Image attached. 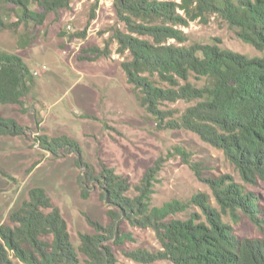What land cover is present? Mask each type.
I'll return each instance as SVG.
<instances>
[{
	"label": "trees",
	"instance_id": "trees-1",
	"mask_svg": "<svg viewBox=\"0 0 264 264\" xmlns=\"http://www.w3.org/2000/svg\"><path fill=\"white\" fill-rule=\"evenodd\" d=\"M70 3L71 0H0V32L16 33L18 46L24 49L35 38L32 31L43 26L47 15L69 8ZM114 9L128 32H113L119 51L131 55L122 69L147 113L162 119L163 103L191 104L177 121L170 122L171 127L194 133L221 150L244 184L263 181L264 0H114ZM212 15H217L262 56L248 58L216 44L180 46L187 41L180 27L195 21L208 24ZM169 40L179 45L169 44ZM90 51L95 58L110 55L107 47ZM33 86L35 78L22 58L0 51V108L23 107ZM23 135L25 127L0 112V137ZM37 141L55 157L60 151L78 156V166L84 168L78 178L81 196L87 198L89 190L99 189L101 200L114 207L107 213L113 226L122 219L156 233L161 249L153 253L134 251L130 257L135 261L264 264V240L240 239L222 221L221 213L235 216L240 210L259 222L256 195L246 192L230 176L205 180L221 213L210 205L207 195L199 193L190 202L201 209L204 220L198 214L186 220L169 219L190 203L150 208L158 163L132 186L126 177L111 169L96 173L83 162L78 142L67 136H40ZM131 189L133 196L129 195ZM93 225L96 233L79 234L76 250L59 209L42 189H32L9 214L7 223L0 222V264H15L14 260L20 264H116L105 244L112 236L100 233L101 227Z\"/></svg>",
	"mask_w": 264,
	"mask_h": 264
},
{
	"label": "rangeland",
	"instance_id": "rangeland-1",
	"mask_svg": "<svg viewBox=\"0 0 264 264\" xmlns=\"http://www.w3.org/2000/svg\"><path fill=\"white\" fill-rule=\"evenodd\" d=\"M116 29L128 33L116 16L114 0H71L69 8L47 15L43 26L32 31L35 38L24 49L18 46L16 33L0 32V51L21 57L35 78L23 107L0 108L4 117L25 127L23 136L0 137V222L7 223L9 214L37 188L59 209L76 250L79 234L96 233L93 223L101 227L100 233L112 236L105 244L116 264H144L130 254L161 249L149 227H137L122 219L113 226L107 213L114 207L101 200L99 189L89 190L87 198L81 196L78 178L84 168L78 166L75 153L60 151L55 157L37 141L40 136H67L78 142L83 162L96 173L111 169L132 186L158 163L150 208L190 203L169 219L202 216L201 209L190 202L199 193L207 195L210 205L221 213L205 180L230 176L246 192L256 195L259 222L240 210L235 216L221 213L222 221L240 239L264 240V180L244 184L221 150L194 133L171 127L170 122L177 121L191 104L163 103L162 119L147 113L122 69L131 55L119 51L113 38ZM179 29L187 37L180 46L216 44L248 58L262 56L217 15H212L208 24L195 21ZM168 43L179 45L173 40ZM105 47L110 52L106 57L95 58L90 51ZM129 195H134L132 189ZM150 264L172 263L163 260Z\"/></svg>",
	"mask_w": 264,
	"mask_h": 264
}]
</instances>
